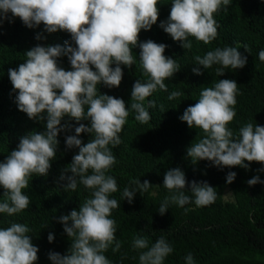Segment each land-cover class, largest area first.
<instances>
[{
    "label": "clouds",
    "instance_id": "9594fccd",
    "mask_svg": "<svg viewBox=\"0 0 264 264\" xmlns=\"http://www.w3.org/2000/svg\"><path fill=\"white\" fill-rule=\"evenodd\" d=\"M159 3L160 0H0V23L11 13L29 28L43 23L49 33L66 31L76 45L73 47L68 41L65 46L37 45L25 53V62L18 69H8L13 91L18 90V109L30 119H46V131L22 136L17 148L0 162V186L5 197L0 202V213L13 216L29 207L31 200L23 190L29 187L34 175L48 174L56 156L59 133L73 127L70 123H61L64 117L77 122L90 120V126L80 123L75 127L76 134L65 138L67 148H78V153L65 169L71 175H62L61 180L68 181L65 190L75 192L78 182L91 189V198L80 204L78 211L74 209L59 217L71 247L66 255L50 252L52 264H111L105 253L109 248L113 252L121 248L116 238V221L109 218L112 210L120 206L116 199L110 198L118 191V185L107 173L117 163L112 147L121 143L119 134L129 116V108L123 99L98 94L97 86L102 83L108 88L119 87L123 79L121 65L131 67L135 63L132 49L138 46L140 64L149 79L147 82L138 79L134 83L130 107L137 121H150V113L143 102L158 89L168 91L165 80L180 70L175 59L164 55L167 45L152 40L139 42L140 31L150 30L156 24ZM171 3L168 19L160 22V27L183 48L191 50L189 37L204 44L218 37L220 25L214 14L222 7L227 11L231 0H172ZM40 38L38 35L37 39ZM243 47L249 51L247 45ZM64 55L68 56L72 70L58 66L57 58ZM194 59L205 69L221 65L216 70L218 76L224 74L223 69H242L247 63V57L232 46L216 48ZM259 59L264 61V50L259 52ZM192 71L202 75L199 67ZM237 85L235 80L220 79L214 87L204 88L198 102L179 117L190 128L201 129L204 133V137L187 150L193 164L208 160L221 168L239 166L245 169L249 168L245 161L264 164V126L247 123L240 127L238 134L228 127L236 116ZM181 95L180 91H172L168 99ZM155 106L154 101L148 100L149 108ZM161 108L163 110V106ZM85 132L93 134L86 144L79 138ZM236 175V172H228L226 182L232 183ZM131 183L135 187H125L122 193L129 204L133 203L136 191L143 194L151 187L148 180L141 183L136 179ZM188 183L180 168L165 173L163 185L171 195L160 204V215L166 213L170 204L184 207L194 202L204 207L215 203L217 191L207 181L193 180L191 197L185 194ZM247 183L254 186L264 181L254 176ZM31 231L26 224L15 222L0 228V264H35L39 249L28 235ZM47 238L52 242L54 236L49 233ZM132 247L144 250L140 252L139 264H164L173 252L164 237L149 246L146 236H137ZM185 262L196 264L191 253L185 257Z\"/></svg>",
    "mask_w": 264,
    "mask_h": 264
},
{
    "label": "trees",
    "instance_id": "16d2710c",
    "mask_svg": "<svg viewBox=\"0 0 264 264\" xmlns=\"http://www.w3.org/2000/svg\"><path fill=\"white\" fill-rule=\"evenodd\" d=\"M171 2L160 0L156 24L150 30L142 29L139 33V42L152 40L167 45L164 55L175 59L180 65V70L165 80L168 91L158 89L143 102L150 113V121H137L136 113L130 107L134 83L138 79L141 82L149 79L140 64L141 50L138 46L132 49L135 63L131 67L121 65L123 79L119 87L108 88L102 83L97 86L98 94L123 99L129 108V116L119 134L121 143L116 147L109 146L117 163L107 173L116 179L118 185V191L110 198L116 199L120 206L112 210L109 218L116 221V238L121 248L117 252L109 248L105 255L111 264H139L140 252L144 250L133 249L134 238L146 236L151 246L164 237L173 247L164 264H186L185 257L189 253L196 264H264V183L254 186L247 183L254 176L264 181V171H258L264 168V164L245 161L249 164L248 169L239 166L221 168L208 160L193 164L187 150L202 139L204 133L201 129L190 128L187 122L179 118L185 109L198 102L204 88L214 87L220 79H230L237 82L239 92L236 116L228 127L238 134L240 127L247 123L264 126V61L259 59V52L264 50V0H231L227 11L222 7L214 14V19L220 25L218 37L209 44L189 37L191 50L183 48L179 41H174L160 27V22L168 19ZM8 17L0 23V162L17 148L22 136L46 131V119H30L18 109V90L13 91L8 69H18L25 62V53L37 45L65 46V41H68L73 47L76 46L71 34L66 31L49 33L43 23L29 28L19 17H12L11 13H8ZM38 35L40 39H37ZM244 45L248 46L250 52L245 50ZM227 46L238 48L247 57L242 69H223L224 74L218 76L216 70L221 65L205 69L196 64L195 56L203 57L208 51ZM57 63L66 71L72 70L66 55L57 58ZM111 66L114 68L116 65L113 63ZM196 67L201 69L202 75L193 73L192 69ZM172 91H180L182 95L169 100ZM148 100L154 101L156 106L149 108ZM43 115L46 117V111ZM66 122L73 127L59 133L56 156L51 161L48 174L34 175L29 187L23 190L31 200L29 207L13 216L0 213V228L9 227L15 222L26 224L32 230L28 235L39 249L35 264H52L50 252L68 254L71 240L59 217L68 215L74 209L78 211L80 204L91 198L92 194L91 189H86L79 182L75 192L65 190L68 181L61 180L62 175H71L65 169L78 153V148H67L66 136L75 135V127L80 123L90 126V120L77 122L67 116L61 123ZM79 138L86 144L93 134L81 133ZM173 168H180L185 173L189 182L186 195L192 196L190 184L193 180L207 181L217 191L215 203L204 207H198L194 202L184 207L170 204L166 213L160 215V204L171 195L163 185L164 175ZM230 171L237 175L229 184L226 177ZM136 179L141 183L148 180L151 187L143 194L136 191L133 203L129 204L122 193L125 187H135L131 182ZM226 189L231 193V200L224 199ZM3 191L0 186V202L5 199ZM49 233L54 236L52 242L48 241Z\"/></svg>",
    "mask_w": 264,
    "mask_h": 264
},
{
    "label": "rangeland",
    "instance_id": "374dc122",
    "mask_svg": "<svg viewBox=\"0 0 264 264\" xmlns=\"http://www.w3.org/2000/svg\"><path fill=\"white\" fill-rule=\"evenodd\" d=\"M231 193H230V191L228 190V189H226L225 190V192H224V199L225 200H231Z\"/></svg>",
    "mask_w": 264,
    "mask_h": 264
}]
</instances>
